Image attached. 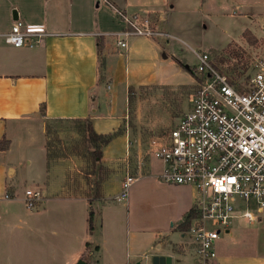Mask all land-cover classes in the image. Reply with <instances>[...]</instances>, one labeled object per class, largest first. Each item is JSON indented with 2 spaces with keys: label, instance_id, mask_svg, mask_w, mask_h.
I'll use <instances>...</instances> for the list:
<instances>
[{
  "label": "crops",
  "instance_id": "obj_1",
  "mask_svg": "<svg viewBox=\"0 0 264 264\" xmlns=\"http://www.w3.org/2000/svg\"><path fill=\"white\" fill-rule=\"evenodd\" d=\"M107 1L127 12L150 11L152 20L168 33L170 19L173 28L189 15H201L206 20L211 13L228 10L233 3L228 2L232 0ZM13 10L17 11L19 20L41 26L51 35L32 48L8 45L4 35L13 22ZM3 22L4 30H0V264H76L84 255L88 257L86 264H151L154 256L169 257L170 264H195L185 245L184 233L177 227L193 208L192 187L193 190L184 186L191 190L190 198L175 201L176 224L153 227L144 216L135 218L130 200L116 201L129 168L125 166L121 178L114 171L100 184V228L91 235L90 186L86 184L90 189L88 195L81 191V182L79 187H74L70 172L68 175L71 165L64 159L49 160L46 150L47 122L90 119L97 134L117 132L102 149L101 166L102 160L129 154L128 136L117 130L126 111L119 105L123 98L128 103L130 88L168 86L181 73L183 66L177 61L179 67L172 75L161 76L169 41L157 43L134 38L126 49L119 48L105 34L119 31L123 26L101 0H0V29ZM149 159L138 164L134 174L139 177L136 183L147 180L162 184L156 179L160 164ZM25 181L30 184L24 189ZM173 186L166 187L181 188ZM34 188L41 190L43 198L35 208L29 209L24 202V191ZM237 229L234 227L226 233L232 240L228 247L215 244V264H264V253L251 250L247 243H235ZM87 244L91 247L88 251Z\"/></svg>",
  "mask_w": 264,
  "mask_h": 264
},
{
  "label": "built area",
  "instance_id": "obj_2",
  "mask_svg": "<svg viewBox=\"0 0 264 264\" xmlns=\"http://www.w3.org/2000/svg\"><path fill=\"white\" fill-rule=\"evenodd\" d=\"M122 24L107 33L126 49L134 38L168 42L174 37L154 22L148 10L127 12L101 0ZM51 34L38 25L13 21L4 35L8 45L35 47ZM199 78L189 109L172 129L148 140L149 158L160 164L161 183L194 189L191 221L185 245L195 264H215V243L238 219L249 223L264 220V59L241 86L219 72L207 53H195ZM139 180L125 171L116 201L127 200L129 188ZM43 196L38 188L24 191L27 208Z\"/></svg>",
  "mask_w": 264,
  "mask_h": 264
},
{
  "label": "rangeland",
  "instance_id": "obj_3",
  "mask_svg": "<svg viewBox=\"0 0 264 264\" xmlns=\"http://www.w3.org/2000/svg\"><path fill=\"white\" fill-rule=\"evenodd\" d=\"M228 2H233L228 10L211 13L206 20L202 19L201 15L196 17L189 15L183 21L175 23L173 28L170 19L169 31L179 40L175 38L169 40L166 47L168 58L164 61V72L161 76L164 78L172 75L179 64L183 66L182 74L173 77L172 85L169 83L168 86L129 89L128 103L125 104L123 98L119 105V108L126 111L121 119L120 128L117 129L128 136L129 154L102 160V167L107 173L105 179L109 178L111 173L114 174V171L120 173L117 174L121 178L125 166L129 168L126 170L131 174H136L138 164L150 160L147 146L150 137L154 133L160 135L170 131L177 119L189 109L190 99L199 81L195 72L198 64L195 53H207L215 68L240 86L250 77L256 60L264 59V0H236V4L234 0ZM236 5L240 6L235 9ZM3 27L4 22L0 30H4ZM177 61L181 62L177 64ZM46 126L51 152L57 155L53 160H66L72 167V170H68V175L70 172V178L74 179L73 186L79 187L81 182L83 186L81 191L88 195L90 189L86 185V179L97 178L98 173L92 171L90 160L87 159L89 156L86 151L90 146L86 141L85 121H51L47 122ZM90 172L91 176L88 174ZM29 184L25 181L23 188ZM164 185L173 186L164 183L157 185L142 180L129 188L127 202L131 201L130 208L135 218L144 216L153 227L163 228L176 224L173 218L175 201L178 203L190 198L191 187L179 186L180 189L171 190ZM98 206L99 209L93 204L92 208L94 224L96 227L99 224L100 228L99 202ZM135 220L138 222V219ZM234 227L238 228L239 232L235 243H247L251 250L257 249L264 253V220L249 223L244 219H238L234 222L232 228ZM229 243H232L230 235L221 233L215 244H225L224 247H228Z\"/></svg>",
  "mask_w": 264,
  "mask_h": 264
},
{
  "label": "trees",
  "instance_id": "obj_4",
  "mask_svg": "<svg viewBox=\"0 0 264 264\" xmlns=\"http://www.w3.org/2000/svg\"><path fill=\"white\" fill-rule=\"evenodd\" d=\"M86 123V141L88 142L90 149L86 151V154L89 156L87 159H89L90 164H91V169L92 171H96L98 173L97 178H87L86 179V184L90 186L91 188V196L89 199V213H88V230L91 235H95L96 232L99 229V224L97 227L94 224L95 216H94V211H93V204L99 209L98 206V198L100 197V184L103 182L107 176V173H105L104 168L99 164L100 159L102 157V149L111 141V139L117 134L111 133V134H97L93 128H92V123L90 119H84ZM44 130H45V135H46V150H47V158L49 160L53 159L56 157V154H52L51 150V142L50 139L47 137V126L46 124L44 125ZM2 147V144L0 143V148ZM90 176L92 175L91 172L88 173ZM93 207V208H92ZM96 208V209H97ZM197 216V213L194 208H191L186 215L183 218V221L180 223L178 226V229L180 232L184 233L185 231L188 230L191 221ZM86 251L91 249V247L87 244L85 246ZM93 250H97V247H92ZM83 261L88 260V257L84 255L82 257Z\"/></svg>",
  "mask_w": 264,
  "mask_h": 264
},
{
  "label": "water",
  "instance_id": "obj_5",
  "mask_svg": "<svg viewBox=\"0 0 264 264\" xmlns=\"http://www.w3.org/2000/svg\"><path fill=\"white\" fill-rule=\"evenodd\" d=\"M11 19L13 21L19 20V16L16 10H13L11 13ZM162 57L165 58V54H162ZM187 67V66H186ZM76 264H86L83 260L77 261ZM151 264H170V258L169 257H152V263Z\"/></svg>",
  "mask_w": 264,
  "mask_h": 264
}]
</instances>
